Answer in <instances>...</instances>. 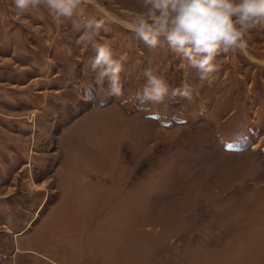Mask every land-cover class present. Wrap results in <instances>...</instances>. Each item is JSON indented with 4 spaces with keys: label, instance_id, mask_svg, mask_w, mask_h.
Instances as JSON below:
<instances>
[{
    "label": "rangeland",
    "instance_id": "1",
    "mask_svg": "<svg viewBox=\"0 0 264 264\" xmlns=\"http://www.w3.org/2000/svg\"><path fill=\"white\" fill-rule=\"evenodd\" d=\"M13 7L0 0V264H264V25L208 83L135 38L142 0L60 20ZM88 15L125 57L122 97L75 44ZM146 69L193 101L142 103Z\"/></svg>",
    "mask_w": 264,
    "mask_h": 264
},
{
    "label": "clouds",
    "instance_id": "2",
    "mask_svg": "<svg viewBox=\"0 0 264 264\" xmlns=\"http://www.w3.org/2000/svg\"><path fill=\"white\" fill-rule=\"evenodd\" d=\"M88 0H13L16 16L29 9L45 7L55 19L72 18ZM142 11L133 13L130 29L135 38L150 50L167 45L181 60L184 70L195 69L200 81L211 83L217 70L216 58L222 53L247 47L252 29L264 25V0H142ZM80 33L77 46H91L95 55L88 60L98 83L107 80L109 92L123 96L121 72L124 56L116 57L109 42L96 37L105 22L95 16H81L73 21ZM146 83L136 93L144 104L194 98L193 85L187 80L178 87H170L166 80L151 69L143 73ZM126 102V101H124Z\"/></svg>",
    "mask_w": 264,
    "mask_h": 264
}]
</instances>
